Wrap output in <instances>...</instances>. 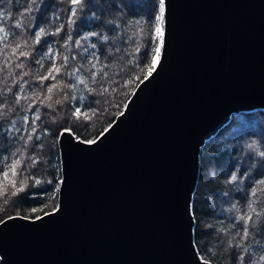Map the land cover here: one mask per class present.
<instances>
[{
  "label": "water",
  "instance_id": "1",
  "mask_svg": "<svg viewBox=\"0 0 264 264\" xmlns=\"http://www.w3.org/2000/svg\"><path fill=\"white\" fill-rule=\"evenodd\" d=\"M164 18L125 113L93 144L59 136L58 210L0 223V264H205L200 154L234 115L264 111V0H165Z\"/></svg>",
  "mask_w": 264,
  "mask_h": 264
},
{
  "label": "trees",
  "instance_id": "2",
  "mask_svg": "<svg viewBox=\"0 0 264 264\" xmlns=\"http://www.w3.org/2000/svg\"><path fill=\"white\" fill-rule=\"evenodd\" d=\"M27 2L30 0H0V11L5 13L0 25L9 33L5 41H0V168H4L6 162L21 153L25 156V164L30 163L29 158L35 157L39 163L27 169L25 174H35L42 180V184L28 186L26 191L13 197V185L19 178L11 173L8 177L0 174V223L14 216L37 219L56 210L59 192L49 199L50 193L47 190L53 189V185L62 180L58 134L71 126L75 136L81 140L88 142L98 139L124 111L138 85L152 73L149 74L147 69L141 73L137 66V56L133 54L135 39L141 40L140 65L145 63L144 45H155L157 42L154 25L159 0H83L77 15L72 17L75 23L71 28L68 26L73 8L70 0H41L38 11H34L31 16L21 17ZM20 19L27 25L25 30L12 27ZM61 24L64 25L63 30L58 35H52ZM40 27H44L47 33L41 42L24 48V40L30 42L32 33ZM92 32L107 35L109 39L105 42L100 36H94L82 41L84 44L96 43L97 48L89 51H95L100 56L97 68L92 69L97 72V83H91V71L82 74L89 80L90 87H104L108 91L103 95L89 94L83 85H78L76 101L71 99L73 93L65 90L69 99L62 105H56L55 100L62 99L65 94L58 83L53 93L49 94L51 100L44 101L45 104L51 103L53 108L41 107L39 102L29 108L31 101L23 98L24 93L19 92L20 85L24 84L25 93L30 94L33 89L44 92L47 86L55 82L46 80L44 87L37 82V77L46 73L52 60L45 58L44 67L41 68L35 63L36 54L46 53L51 46L58 53L55 57L57 66L63 63L64 55L69 56V68L73 65H87V59L80 54L82 49L75 47V40ZM12 33L20 35L13 38ZM69 33L72 41L68 42V48H64ZM148 37L152 39L149 41ZM17 42L22 47L13 54L12 48ZM20 50L32 54L28 58L20 57ZM72 55H76L77 59L72 60ZM18 63H24V69L17 68ZM24 72L28 75H23ZM136 76L139 79H134ZM61 80L69 84L75 82L57 76V81ZM18 94L22 97L19 104L16 103ZM82 94L85 99L80 104L79 97ZM74 106L84 110L96 109L98 115L80 116L77 121L72 117ZM37 109L40 111V119L35 122L36 133L32 141L26 144ZM24 117L28 118L27 124ZM13 121L16 128L20 129L19 132L11 131ZM45 129L49 135H44ZM251 143L264 150V112L261 110L234 115L223 129L205 143L200 154V174L192 206L195 219L194 242L202 259L211 264H239L237 257L242 254V249L235 246L240 242L236 233L241 232L243 221H239L238 217L247 212L249 188L256 180L264 178V157L246 147ZM237 170L241 175L247 173L244 182L228 183L230 174ZM49 180L52 184L47 183ZM254 206L264 208V202ZM33 209L37 211L33 212ZM250 232L264 245V227L257 229L250 226ZM248 242L254 243L251 236ZM244 264H248L247 256Z\"/></svg>",
  "mask_w": 264,
  "mask_h": 264
},
{
  "label": "snow or ice",
  "instance_id": "3",
  "mask_svg": "<svg viewBox=\"0 0 264 264\" xmlns=\"http://www.w3.org/2000/svg\"><path fill=\"white\" fill-rule=\"evenodd\" d=\"M41 2V0H30V2H27L25 5V11L21 13V17L28 15L31 16V14L34 11H38V3ZM71 4L73 5L72 11H71V17L68 20V26L71 28V26L75 23L74 19L72 17H75L77 15L78 7H82L83 0H70ZM37 6V7H34ZM10 16V14H9ZM164 17H165V0H159L158 5V14L155 16V39L156 43L153 45L152 43H146L144 45V51H143V57L145 60V63L143 65H140L139 61V55L141 54V40L135 39L134 43L136 47L133 49V54L137 56L136 64L140 68V72L143 73L145 69H147V72L150 74L155 66L156 61L159 59L161 54V49L163 48L164 43V35L162 31V26L164 24ZM5 18V13L0 11V20H3ZM139 23V22H137ZM13 28L22 29L25 30L27 28V25L24 24L23 19L17 20L16 23L12 26ZM64 28V25L61 24L59 27L56 28L55 32L51 33L52 35H58ZM141 32H143V29H141ZM0 33H3L4 35L0 36V41H5L7 35L9 34L8 31H6L5 27L0 25ZM46 29L44 27H40L38 31L32 33V39L29 42L28 40H24L23 47L28 48L30 45H36L41 42L42 37L46 35ZM13 38L16 36H19L20 33H12ZM139 35V34H137ZM94 36H100V38L103 41H108L109 37L107 35H101L96 32L89 33L88 35H82L80 38L75 40V47L78 49H82V52L80 53L81 56L85 59H87V65L85 64H79V65H73L71 68L68 66L69 62V56L64 55L62 57L63 63L57 66L56 63V55L58 53L54 52V49L49 46L47 48L46 53H37V58L35 60L36 64H39L41 68L44 67L43 60L45 58H49L52 60L51 66L47 69L46 73L44 75L37 77V82L41 85V87H44V81L51 79L52 81H55L54 83L50 84L46 87L44 92H40L38 90H31L30 94L25 93V86L24 84L20 85L19 92L24 93V99L30 100L31 103L29 104V108H32L35 106L37 102H39L41 107H48L53 108V105L51 103L45 104V100H51V95L53 93V90L57 88V84L59 83L61 85V91H64L65 94L63 95L62 99H56L55 104L56 105H62L64 101L68 100L69 97L67 95V91H71L73 94L71 96V99L73 101H76L78 98L75 95V91L77 89L78 85H83L84 90L88 92L89 94H99L103 95L108 91L107 88L101 87L100 89H96L89 86V80L86 79V77L82 74L84 71H91L90 80L91 83L94 85L97 83V72L92 71V69H96L97 65L100 61V56L95 51H89V49H96L97 44L96 43H88L84 44L82 41L90 40L91 37ZM152 38L148 37V40L150 41ZM72 41V35L71 33L68 34L67 42L63 45L64 48H68L69 44L68 42ZM22 45L17 42L12 48V53L16 54L19 49H21ZM20 57L28 58L32 53L29 51L20 50L19 51ZM72 60H76L77 56L72 55ZM17 68L24 69L25 65L24 63H18L16 64ZM64 69L62 72L61 70ZM79 73V75H78ZM23 75H28L27 72H24ZM57 76H64L67 77L69 80H74V83H67L63 80L57 81ZM134 79H139V76L134 77ZM131 81H129L130 83ZM21 95H17L16 97V103L19 104L21 100ZM84 95L82 94L79 97V103L82 104L84 102ZM2 107V106H0ZM95 116L98 115V112L96 109H89L84 110L79 106H74L72 111V117L79 121L80 116L89 117V115ZM40 119V111L37 109L36 113L33 115L32 118V130L28 134L27 139L25 143L32 141L33 135L36 133V126L35 122ZM24 122L27 124L28 118L24 117ZM11 131L19 132L20 129L16 128V124L13 121L12 122V128ZM65 133L70 135H75V132L73 128L70 126L68 128L63 129L62 132H60L58 135L63 136ZM44 135H49V132L47 129L44 131ZM37 140L40 139L39 136L36 137ZM95 140L88 141V143H94ZM80 143H85L84 140H80ZM38 147H42V145H38ZM249 149L255 150L257 154L260 157H264V150H260L257 148V145L255 143L248 144L246 146ZM30 163L25 164V156L21 153L17 158L11 159L10 162H6L4 168H0V174H2L3 177H8L10 173L14 176H17L19 179L15 185H13L14 190L11 192V196L15 197L20 192L26 191V188L28 186H40L42 184V180L37 177L35 174L27 175L25 172L27 169L34 168L39 163V161L35 157H31ZM262 170H264V165H262ZM247 176V173H244L241 175L239 171H233L230 174V177L228 179V183H236L240 182L241 184L244 182V178ZM63 181L60 180L56 184L53 185V189H48L47 193H50L49 199H52L55 197V193H58L60 190V184ZM48 184H52V181H47ZM249 200L247 204V212L244 215H240L238 217L239 221H243V227L241 232L236 233L237 236L240 237V242H237L235 245L236 247H239L242 249V254L237 257L239 264H244L245 257H248V264H264V245L260 244L259 239L255 235H253L252 232H250V226L253 228L261 229L264 227V208L258 209L254 205H259L261 202H264V178L258 179L255 181V183L249 188ZM235 208L236 206L233 205ZM33 212L37 211V209H33ZM39 218V217H38ZM252 237L254 243H249V238ZM229 245L232 246V242L229 241ZM207 264V261L205 262Z\"/></svg>",
  "mask_w": 264,
  "mask_h": 264
},
{
  "label": "rangeland",
  "instance_id": "4",
  "mask_svg": "<svg viewBox=\"0 0 264 264\" xmlns=\"http://www.w3.org/2000/svg\"><path fill=\"white\" fill-rule=\"evenodd\" d=\"M162 31H163V26H162ZM158 60H159V59H158ZM158 60L156 61V64H157Z\"/></svg>",
  "mask_w": 264,
  "mask_h": 264
}]
</instances>
